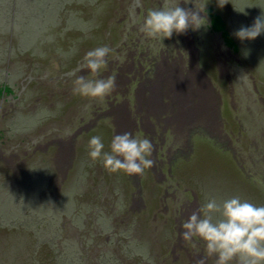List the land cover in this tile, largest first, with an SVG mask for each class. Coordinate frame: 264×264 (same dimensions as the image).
<instances>
[{"label": "rangeland", "instance_id": "1", "mask_svg": "<svg viewBox=\"0 0 264 264\" xmlns=\"http://www.w3.org/2000/svg\"><path fill=\"white\" fill-rule=\"evenodd\" d=\"M16 1L0 0V264H195L204 244L179 236L192 210L264 206V34L233 35L264 0ZM177 3H206L209 23L147 38V13ZM103 46L107 66L80 70ZM79 76L115 90L74 95ZM123 132L154 145L143 175L88 156Z\"/></svg>", "mask_w": 264, "mask_h": 264}, {"label": "clouds", "instance_id": "2", "mask_svg": "<svg viewBox=\"0 0 264 264\" xmlns=\"http://www.w3.org/2000/svg\"><path fill=\"white\" fill-rule=\"evenodd\" d=\"M189 3V0H184ZM224 3L218 0V6ZM205 5L191 9L179 6L151 10L141 25L147 38L164 40L173 34H183L187 30H199L209 22ZM242 12V11H241ZM264 34V15L254 19L251 26H241L233 32L239 41H252ZM107 46L88 51L80 70H88L97 76L107 66ZM115 77L88 79L79 76L75 80L73 94L85 98H105L115 90ZM100 136H92L88 142V156L92 161L101 160L109 173L123 172L129 176L143 175L145 169L152 168L151 159L154 145L148 137L135 138L129 132L113 136L110 151ZM179 233L185 242L199 241L204 244L205 256L195 264H206L214 258L215 264H264V206H257L239 196L217 200L210 198L202 208L192 210L182 223Z\"/></svg>", "mask_w": 264, "mask_h": 264}, {"label": "trees", "instance_id": "3", "mask_svg": "<svg viewBox=\"0 0 264 264\" xmlns=\"http://www.w3.org/2000/svg\"><path fill=\"white\" fill-rule=\"evenodd\" d=\"M0 3H1V2H0ZM16 4H17V6H16L15 10L17 9V12H18V11H19V9H18V8H19L18 0L16 1ZM14 12H15V11H14ZM16 16H17V15H16ZM0 21H1V19H0ZM225 31H226V30H225ZM226 39H228L229 42L232 41L228 33H226ZM228 40H227V41H228ZM232 42H233V41H232ZM232 42H231V43H232ZM232 45H233V44H232ZM233 46H234V45H233ZM234 49H236V47H234ZM2 61H3V60L0 58V71H2V67H1V65L3 64ZM1 62H2V63H1ZM1 91H3V92L6 91V86H5V84L2 85V86H0V92H1ZM34 248H35V247H34ZM28 250L31 252V248H29ZM49 256H50V255L48 254V257H49ZM49 263H50V262H49ZM50 264H51V263H50Z\"/></svg>", "mask_w": 264, "mask_h": 264}]
</instances>
